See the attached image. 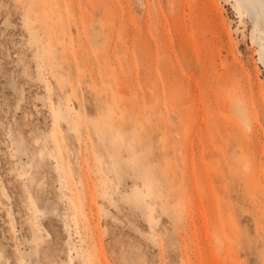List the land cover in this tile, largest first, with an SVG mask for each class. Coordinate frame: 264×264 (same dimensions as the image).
I'll return each instance as SVG.
<instances>
[{"label": "rangeland", "instance_id": "374dc122", "mask_svg": "<svg viewBox=\"0 0 264 264\" xmlns=\"http://www.w3.org/2000/svg\"><path fill=\"white\" fill-rule=\"evenodd\" d=\"M19 1L0 0V264H264L252 19Z\"/></svg>", "mask_w": 264, "mask_h": 264}, {"label": "bare ground", "instance_id": "6f19581e", "mask_svg": "<svg viewBox=\"0 0 264 264\" xmlns=\"http://www.w3.org/2000/svg\"><path fill=\"white\" fill-rule=\"evenodd\" d=\"M18 1V0H17ZM22 1V0H20ZM19 1V2H20ZM58 1V0H56ZM193 0H191L192 2ZM235 4H236V9L239 13V15L241 17H243V15L245 14L246 16H248V18H251L253 21V39L255 41V43L257 42L258 47H259V53L261 56V61L264 64V29L261 26V23H264V0H234ZM17 2V3H19ZM25 2V1H24ZM37 1L32 0L31 3H29V6H32L33 4H35ZM153 2V7L156 10V14H155V18L159 23H163V21H166V18L164 16H162V10L160 9V3L158 2L157 4L154 5V1ZM168 7L170 9L171 14H175L177 13L180 9H182V13L184 12L185 8L190 9L189 4H187V2L185 0H166ZM24 4V3H23ZM53 3H50L51 6ZM147 7V6H146ZM192 9H195V7H193ZM31 10V9H30ZM32 11V10H31ZM33 13V12H32ZM35 13H37L35 11ZM40 13V12H39ZM38 13V14H39ZM60 14H58V18L62 19L63 18V14L61 12H59ZM180 15V12H178L177 16ZM146 16L149 17V12L146 11ZM244 18V17H243ZM44 20V19H43ZM159 38L163 39V35H162V31L161 29H159ZM163 41V40H162ZM158 44V43H157ZM181 47V46H180ZM180 50V49H179ZM182 53V52H181ZM183 54V53H182ZM181 54V55H182ZM183 57V56H182ZM73 95V93H72ZM59 111V110H58ZM62 114V112H60ZM60 114V115H61ZM62 118V117H61ZM248 128V127H247ZM250 129V128H249ZM251 130V129H250ZM54 141L59 144V140L58 138H56V135H54ZM247 148V147H246ZM243 156L245 157L246 155L243 154ZM247 161V160H246ZM245 163V162H244ZM248 164V163H246ZM108 168V167H107ZM258 177V176H257ZM260 180V179H258ZM263 180V179H262ZM258 182V181H257ZM259 184V183H258ZM244 184V187L245 188ZM247 187V186H246ZM249 187V186H248ZM255 187V186H254ZM247 189V188H246ZM253 189V188H252ZM255 189V188H254ZM251 191V190H250ZM245 192V191H244ZM251 193V192H250ZM249 193V194H250ZM246 194V193H245ZM252 194V193H251ZM254 194V193H253ZM248 195V194H247ZM249 196V195H248ZM250 198V196H249ZM251 199V198H250ZM260 210V208H258Z\"/></svg>", "mask_w": 264, "mask_h": 264}]
</instances>
